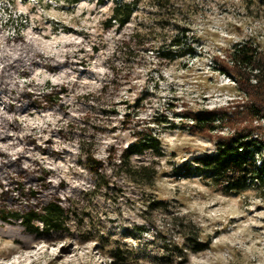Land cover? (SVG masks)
<instances>
[{"label": "rangeland", "instance_id": "374dc122", "mask_svg": "<svg viewBox=\"0 0 264 264\" xmlns=\"http://www.w3.org/2000/svg\"><path fill=\"white\" fill-rule=\"evenodd\" d=\"M118 1L0 0L6 34L34 37L45 55L70 63L56 71L36 68L39 85L67 87L63 105L22 112L19 135L0 150L23 154L26 164L40 161L54 182L66 185L62 197L73 211L69 231L48 239L0 222V264H117L111 240L134 247L144 263L160 264L166 252L174 264H264L262 191L249 185L228 193L178 172L185 161L215 150L214 141L189 130L183 111L226 106L240 95L214 57L250 37L264 45L258 0H124L135 8L124 26L109 21ZM125 42L131 46L121 49ZM126 113L132 121L124 124ZM135 125L152 127L164 150L155 157L151 185L112 167ZM27 135L29 145L21 141ZM91 158L104 161L97 173L88 167ZM152 159L147 153L133 161ZM153 199L166 208L149 209ZM176 217L196 224L203 250L190 249ZM88 235L105 241H85ZM178 249L187 251L183 262Z\"/></svg>", "mask_w": 264, "mask_h": 264}, {"label": "trees", "instance_id": "16d2710c", "mask_svg": "<svg viewBox=\"0 0 264 264\" xmlns=\"http://www.w3.org/2000/svg\"><path fill=\"white\" fill-rule=\"evenodd\" d=\"M79 1L68 0V3ZM257 3L258 10L264 13V0ZM134 10L133 4L120 0L109 21L124 26L130 22ZM20 36H10L11 42L21 43ZM130 46L125 42L120 48ZM214 59L221 71L234 78L240 95L226 106L202 111L186 108L183 111L191 120L189 130L214 141L215 150L185 161L178 167V172L186 176L197 175L210 187L228 193H241L249 185H254L264 196V45L250 37L226 50L224 57L216 55ZM32 68L30 62L22 65L19 60L10 61L4 68L7 72L0 76V99H7V104L0 105L1 130L13 132L11 129L16 127L15 116L19 110L49 109L63 103L62 94H67L66 87L34 84L30 80L35 67ZM15 72L18 73L17 83L12 84L10 77ZM23 78L27 80L23 81ZM125 115L124 124L130 123V115ZM226 127L230 132L221 133ZM132 135L133 140L112 167L136 184L151 185L158 174L155 157L164 155L161 139L150 126L135 125ZM43 151L48 153V150ZM147 153L154 159L133 161ZM88 167L97 173L104 167V161L91 158ZM51 175L50 170L38 161L26 164L24 157L0 150V222L18 224L25 232L47 239L54 233L68 232L73 211L62 197L66 185L63 181L54 182ZM148 208L164 210L166 207L164 201L153 199ZM177 218L179 233L190 241V249L195 252L203 250L206 245L199 238L196 224L192 220ZM84 240L104 243L105 238L88 235ZM107 246L109 256L117 264H157L142 262L138 250L127 243L111 240ZM178 251L180 262H183L187 251ZM160 264H174V260L164 252Z\"/></svg>", "mask_w": 264, "mask_h": 264}, {"label": "bare ground", "instance_id": "6f19581e", "mask_svg": "<svg viewBox=\"0 0 264 264\" xmlns=\"http://www.w3.org/2000/svg\"><path fill=\"white\" fill-rule=\"evenodd\" d=\"M20 37H21L20 40L22 41L21 43L11 42L10 36L3 31L2 27H0V76L5 75L4 73L7 72V70L4 68L9 65L10 61L19 60V61H22V65H27L30 62L33 65V68L35 67L33 70V73L30 76V80H32L34 84H39L37 81H35L33 77L36 68L43 67V68H48L51 71H56V70H61L70 64L67 59L60 60V59L45 55L41 47L36 43L34 37H30L28 35L27 36L22 35ZM24 72H28V71L24 70ZM17 77H18V73L15 72V74L10 77V82H12V84L17 83V80H16ZM2 104H7V99L1 97L0 105ZM62 105L63 103L58 108H61ZM25 111H29V110L24 108L22 110H19V112H17L15 116L16 127L11 129V131L13 132L0 129V143L9 142L15 136L19 135V132L21 130L20 114ZM21 141H23L26 145H29L33 142V139L31 138V136L27 135L26 137L21 138ZM38 148L39 150L43 152V154H48L54 157H60L61 152L59 150H55L53 148H48V149L43 148L42 149L41 146L36 145L37 150ZM43 150H48V153H45ZM16 156L24 157V161H25V156L23 154H19ZM34 161H37V159H35ZM34 161H32V163ZM38 162L41 164L40 161Z\"/></svg>", "mask_w": 264, "mask_h": 264}]
</instances>
